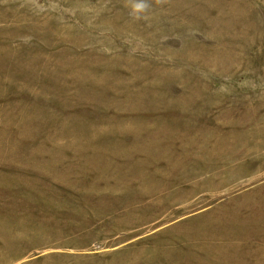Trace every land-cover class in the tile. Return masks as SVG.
Returning <instances> with one entry per match:
<instances>
[{
  "label": "rangeland",
  "instance_id": "obj_1",
  "mask_svg": "<svg viewBox=\"0 0 264 264\" xmlns=\"http://www.w3.org/2000/svg\"><path fill=\"white\" fill-rule=\"evenodd\" d=\"M0 264H264V0H0Z\"/></svg>",
  "mask_w": 264,
  "mask_h": 264
}]
</instances>
